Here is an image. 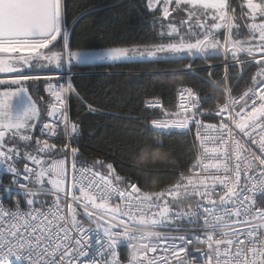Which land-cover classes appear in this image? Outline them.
Listing matches in <instances>:
<instances>
[{
    "label": "snow or ice",
    "instance_id": "obj_1",
    "mask_svg": "<svg viewBox=\"0 0 264 264\" xmlns=\"http://www.w3.org/2000/svg\"><path fill=\"white\" fill-rule=\"evenodd\" d=\"M244 3V15L252 21H245L247 39L240 38L241 26L228 0H146L154 16L158 7L162 13L160 42L144 51L96 53L70 49L63 0H0V74H15L0 78V170L9 177L7 184L0 179V264H122L121 245L132 250L127 264H264V0ZM174 12L186 17L177 23ZM58 38L63 39L59 51ZM221 54L233 61L224 65L225 84L237 67V80L253 66L256 71L241 95L225 88L223 103L211 112L220 118L218 125L199 118L206 113L192 88L181 91L182 119L150 121L160 134L190 131V123L196 128L194 160L171 185L144 190L112 164L77 163L72 138L79 124L70 120L66 107V93L79 95L73 62L92 65L137 56L211 60ZM52 65L65 74L25 71ZM41 79L61 81L46 87L55 101H49L48 121L40 120L25 83ZM146 107L161 105L147 101ZM88 111L96 109L89 105ZM38 125L40 136L34 137ZM61 126L66 141L58 144L48 137L60 135ZM159 143L154 135L140 149L141 158L154 157ZM57 152L63 158L46 163ZM97 166L106 167L107 175ZM12 197L13 204L5 206Z\"/></svg>",
    "mask_w": 264,
    "mask_h": 264
},
{
    "label": "trees",
    "instance_id": "obj_2",
    "mask_svg": "<svg viewBox=\"0 0 264 264\" xmlns=\"http://www.w3.org/2000/svg\"><path fill=\"white\" fill-rule=\"evenodd\" d=\"M63 3L72 51L151 48L161 40L159 21L163 20L162 13L157 9L154 16L147 9L146 0H63ZM235 14L238 24L237 7ZM172 15L176 17L177 23L181 17H186L185 12H174ZM246 20L249 23L251 21L249 17ZM163 23L166 32L168 21ZM240 31V38L247 39L246 32L242 29ZM57 49H60V44ZM190 59H151L91 67L73 66L72 70L77 73L87 72L73 76V84L79 95L68 93L69 118L79 124L74 144L78 148L77 163L93 165L95 161H103L104 165L112 164L119 175L129 176L142 189L153 191L168 187L178 177V173L186 172L195 157L194 129L190 128L185 133H158L150 126L152 118L158 115L148 111L145 104L147 101L159 102L165 113L169 114L174 109V92L183 86L195 89L202 96L205 110L221 104L223 95L213 87L212 82H221L222 68H216L211 73L207 70L195 74L181 72L190 63ZM192 65L191 68L200 66L201 62L196 60ZM255 70L254 66L240 79L235 92L251 86ZM27 71L43 74L53 72L54 69ZM46 81L25 82L43 121L50 107L49 99L43 92ZM0 90H3V86H0ZM89 105L96 109L94 113L88 111ZM39 126L32 130L34 137L40 136ZM154 135L160 141L156 145L158 152L154 157L141 158L140 149L146 142H152ZM53 141L60 143V140ZM60 154L57 152L50 155L46 161ZM97 168L107 175L106 167ZM15 198L5 201L11 205ZM20 199L23 201L22 197Z\"/></svg>",
    "mask_w": 264,
    "mask_h": 264
},
{
    "label": "built area",
    "instance_id": "obj_3",
    "mask_svg": "<svg viewBox=\"0 0 264 264\" xmlns=\"http://www.w3.org/2000/svg\"><path fill=\"white\" fill-rule=\"evenodd\" d=\"M234 2H236L238 4V24L241 26L240 29L244 30L246 32V34L248 35L249 29L245 26V21H246V19H248V16L244 15L247 12L244 11L243 6H242V1H240V0H228V3L230 5V9L232 8V5H233ZM218 35L222 39L223 38V30H221L220 33H218ZM60 43H61L60 49L62 50V48H63V39L62 38L60 40ZM190 60H191L190 63H192V64H193L194 61L198 60V61L201 62V65L200 66H196V67L194 66L193 68L186 67V68L182 69L181 72L183 71V72H188V73H191V74H195V72H197V71H205V70L209 71V69H211V72H212V71L216 70V68H222V70H223V76L221 78V82H217V83L216 82L215 83L212 82L213 83L212 85H213V87L215 89H218L220 91V93H222V95H223V101L225 99V88L226 87H230L232 89L231 95H233V96H239V95H241L247 89L246 88L244 90H241L240 92H235V88H236L237 84L240 82V80H237L235 78L236 75L240 71L238 67L235 69V71H234L235 73L233 71L231 72V75L233 76V79L230 82H228L227 84H225L223 82L224 81V77H225V67H224V65H225V63H229L230 64V63L233 62L232 59H231V57H229V59L226 61L225 58H224V56H223V54H221V55H219L218 58L215 59V60H218L216 62H213L211 60H204L203 57L195 58V59L191 58ZM45 74H47V75H53V76H57L58 77L60 75H64L65 74V69H62L61 72L60 71L59 72L58 71L57 72H45L42 75H45ZM72 74H73V76H76V75H80V74H83V73H81V72L77 73V72L72 71ZM254 74H255V72L253 73V75ZM60 82L61 81L58 80V79L47 80L46 83L43 86L44 96L47 97L49 99V101H51L53 103H55L54 98L49 95L48 91H46V87L49 84H51V85H53L55 87ZM184 88H190V87L183 86V87H179V88H177L175 90V92H174V95L175 96H174V100H173V107H174V109L167 116L165 115V111H164V108L162 107V104H160L161 107H159V108L146 107V104H145V108L148 111H153V112H155L158 115L157 117H154L152 119H160V120H176V119H182L185 116V113L181 109L180 105H181V91ZM194 91L196 93H198L195 89H194ZM66 95L68 96V93H66ZM199 96H200V98L203 101L202 96L200 94H199ZM152 102H155V101H152ZM203 106L204 105H203V102H202L201 109H202V111H204L206 113V115L201 116L199 118L202 119L204 123H215V124L218 125L220 123V118L219 117H215L214 115H211V112H214V110L216 108L205 110ZM66 107H67V114L69 116L68 101H67ZM50 119L51 118H48L46 121H48ZM150 126H151V124H150ZM151 128H152V126H151ZM189 128L194 129V135L196 136V128H195V125L192 124V123H190ZM153 130H155V129H153ZM156 131H158V130H156ZM186 131H189V130L188 129H172V130H169L167 132H171V133H173V132L185 133ZM257 131H259V130L257 129ZM38 133L40 135V131L39 130H38ZM48 138L50 140H52V141L53 140H60V143L61 142H65L66 141V138L63 135L62 126H61V129H60V135L54 136V137H48ZM72 144L74 146V144H75V136L72 138ZM253 147H255V146H253ZM61 158H63V154H60L59 157L52 156V157L49 158V160L46 161V163L51 164L55 160H58V159H61ZM23 163H27V161H24V162H22L21 164L18 165V167L21 170H23ZM70 163H71V153L69 151V164H68L69 173L71 172ZM178 176H179V173H178ZM0 179H2L5 184H7L9 182L8 175L5 174L2 170H0ZM5 206H9L6 203V201H5ZM174 207H176V206L174 205ZM181 207H187V205H181ZM184 227L185 228H188L190 226L187 225V224H185ZM188 247H189V249H190V251H191V253L193 255H199V253L197 252V247L196 246L189 245ZM206 247H207L206 245H202L201 246V249L206 251ZM131 251L132 250L129 249V248H127L126 245H121L120 246V248L118 249V254H119L120 260L122 261V264H127V261L129 259L130 254H131ZM201 264H203V260H201Z\"/></svg>",
    "mask_w": 264,
    "mask_h": 264
},
{
    "label": "rangeland",
    "instance_id": "obj_4",
    "mask_svg": "<svg viewBox=\"0 0 264 264\" xmlns=\"http://www.w3.org/2000/svg\"><path fill=\"white\" fill-rule=\"evenodd\" d=\"M241 1H243V3H242V6H243V8H244V10H245V12H248V9H247V7L245 6V3H244V0H241ZM257 2H259V0H257ZM236 7L238 8V4L236 3V2H234L233 3V5H232V8L231 9H233V10H235L236 9ZM158 9H159V7H158ZM209 11H211V10H209ZM260 20H261V18H259V17H257V21L256 22H260ZM252 21H250V23H251ZM59 39V44H60V47H61V43H60V40H61V38H58ZM135 48H137L138 50H140V51H144L145 49H147V48H149V47H147V48H144V47H135ZM113 49H115V48H113ZM126 49H129V50H131L132 48H126ZM57 51H59V50H61V49H56ZM106 50H109V49H101V50H90V51H87V52H96V53H102V52H104V51H106ZM129 55L131 56V52L129 53ZM147 60H151V59H149V58H139L138 56L136 57V58H133V59H127V60H120V61H107V60H104V61H99V62H97L96 64H92V65H84V64H80V65H78V64H76L75 62H73V66L75 65V66H101L102 64H107V65H112L113 63H125V62H136V61H147ZM45 68H51V69H54V71L53 72H61L62 71V69H60V70H57L56 69V67H55V65H52V66H44V67H34L33 69H39V70H45ZM27 70H30V69H25V71H27ZM73 71V70H72ZM75 72V71H74ZM81 73H87V72H81ZM35 74V73H34ZM15 74H0V78H5V79H7V78H10L11 76H14ZM43 80V79H42ZM50 110V107L47 109V113H48V111ZM46 113V116H45V118H46V120L48 119V118H50L49 116H48V114ZM40 120L41 121H43V119H41L40 118ZM75 146V145H74Z\"/></svg>",
    "mask_w": 264,
    "mask_h": 264
},
{
    "label": "crops",
    "instance_id": "obj_5",
    "mask_svg": "<svg viewBox=\"0 0 264 264\" xmlns=\"http://www.w3.org/2000/svg\"><path fill=\"white\" fill-rule=\"evenodd\" d=\"M75 66V65H74Z\"/></svg>",
    "mask_w": 264,
    "mask_h": 264
}]
</instances>
